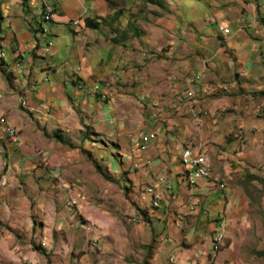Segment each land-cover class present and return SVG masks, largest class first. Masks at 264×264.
<instances>
[{
  "label": "crops",
  "instance_id": "crops-1",
  "mask_svg": "<svg viewBox=\"0 0 264 264\" xmlns=\"http://www.w3.org/2000/svg\"><path fill=\"white\" fill-rule=\"evenodd\" d=\"M116 1L119 11L114 14ZM163 3L166 14L159 8ZM46 5L55 8L51 22L44 20ZM138 5L149 6L148 11L140 20L133 19L143 23L148 17L150 27L143 33L134 27L133 38L115 39L102 30L103 24L96 30L85 26L86 18H94L115 20L124 29L133 22L127 10ZM220 27L229 28L230 34H223ZM49 42L53 47L46 54ZM262 48L264 0H144V4L142 0H28L26 4L0 0V115L19 132V140L13 141L0 125V263L46 264L44 255H50L55 244L54 255L67 254L65 245L81 253L95 238L87 222L91 219L99 224L102 239L109 236L108 212L99 219L93 209L70 212L65 208L70 197L77 198L76 207L81 208L87 194H93L86 184L93 182L91 174L96 170L82 150L100 161L93 152L100 148L81 137L78 147L70 149L53 134L74 139L72 135L87 129L92 136L117 143L119 168L112 171V164L104 160L101 165L119 174L128 162L131 179L143 188L139 202L149 219L174 225L173 219L155 210L163 204L172 209L178 200L183 213L179 223L189 228L195 227L191 222L197 219L192 215H201V220L206 213L215 216L207 239L211 253H216L213 244L222 231L221 220L227 226L231 222L215 201L225 196L224 190L215 187L211 176L195 180V170L182 163V153L191 147L211 161L201 147L208 149L218 142L222 104L216 95L225 87L230 97L238 98L242 91L264 95ZM104 53L114 62L110 67L115 74L104 70ZM155 57L157 63L152 60ZM134 62L143 66L141 75L133 71ZM236 75L240 78L235 79ZM227 79H232L229 84L223 82ZM126 81L138 84L131 95L119 87ZM99 83L101 92L96 93L93 88ZM154 133L148 148L141 150L142 138ZM88 141L93 144L86 145ZM147 160L151 178L157 181L135 167ZM77 182L85 191L77 189ZM152 185L156 198L162 193L158 208L147 191ZM79 195L83 197L80 205ZM201 199L206 203L202 205ZM237 202L233 194L228 208L235 209ZM124 232L123 227L118 229V240ZM167 233L156 239L153 260L205 264L207 255L198 247L181 255L171 253ZM191 233L190 240L194 239Z\"/></svg>",
  "mask_w": 264,
  "mask_h": 264
},
{
  "label": "rangeland",
  "instance_id": "rangeland-1",
  "mask_svg": "<svg viewBox=\"0 0 264 264\" xmlns=\"http://www.w3.org/2000/svg\"><path fill=\"white\" fill-rule=\"evenodd\" d=\"M142 1L144 4V0ZM118 6L119 4L116 1L114 7L117 9H115L114 14L118 13ZM148 8L149 6L147 5L131 6L127 10L131 16L130 20L133 21L130 22V26L123 29L121 27L122 23L115 20L111 22L105 20L102 22V30L105 33L110 32V36H114L115 39H122L124 36L133 38L134 27H137L142 33L145 31L144 29H149L148 17L144 18L146 21H142L143 23L139 22L143 14L146 15L145 13H147ZM159 8L165 13V3L159 6ZM187 13H190V11H186ZM134 17H137L139 20H134ZM153 22L156 24L155 21ZM130 27L132 29L128 31ZM116 50L117 47L113 51L116 53ZM261 51V61L264 65V49ZM156 58H152L154 63H157L158 59L154 60ZM103 59L105 61L104 70L115 74L116 70L110 67L114 63L111 61V58L104 53ZM133 67L135 68L133 71L141 75L143 66L137 65L134 62ZM74 68L77 67L75 66ZM164 68L168 69L167 66ZM239 78L240 76L236 75L235 79ZM230 80L232 79L223 80V82L229 84ZM125 83L117 85H120L121 92H129L130 95L134 93L138 84L135 81H126ZM98 85L102 87V83ZM226 90L227 88L225 87L224 92L222 91L216 95V97L221 98L220 103L222 104L219 108L218 116L222 121V131L218 135H215V137H218V142L211 144L212 147L208 149L201 147L202 150L210 155L213 164L210 179L216 183L215 187H221L225 193V196L222 195L220 198L219 196L215 197V201L218 200L220 202L223 207L222 210L226 211L231 218L228 226L225 219L221 220L222 231L220 234L224 235V241L218 252L211 253L212 244L207 239V234L211 236L209 228L214 224L215 216L206 213V215H202L206 217H203V220H201L199 219L201 215H192V217H196L197 219L191 222L192 227L193 225L195 227L189 228L187 224L179 223L182 220L183 213L181 212L182 204L178 200L172 209L169 206L165 207L163 204L155 210V213L158 215H162L166 219L167 217L173 219L174 225L171 223L169 226L167 225L168 222L163 220L149 219L142 214V211L145 209L139 202V199L143 196V188L135 185L134 180L131 179L132 172L131 167L127 164L128 162H125V166L121 167L119 174L111 173L107 167H103L102 165L105 176L103 177L97 172L95 161L99 165L101 164V160L110 162L112 164V171L119 168V164L117 163V160L120 158L117 155L119 148L115 145L117 143H109L98 136H92L87 129L81 134L75 133V135H72L75 136L74 139L76 138L75 140L77 141H74L71 136L64 134L62 136L64 141L74 145L72 149L76 148V146L78 147L77 143L81 142V137H83V141L92 140L96 144L95 146L100 148V150L95 148L93 151L100 161L93 159L91 152L82 150L96 170V172H92L93 174H91V177L94 178L93 182L86 184L90 186L93 194L91 196L87 194V202L85 203V200L82 202V199H80L82 196H78V205L82 202L81 208L76 207L77 198L74 200L70 197L65 208L70 212H74L75 209H93L94 216L99 219H101L104 212H108L110 234L107 238L103 237L102 239L99 224L94 219H91L92 221L86 220L91 223L88 226L93 228L95 238H91L88 241L87 246L83 247L81 253H77L65 245L67 250L69 248L67 254L62 252L63 254L54 255L53 252L58 247L55 244L53 247L55 250L52 249L50 255H44L46 264H182L175 260L171 262L170 258L168 262L164 263L161 259L153 260L154 252L157 248L156 239H163L167 232L170 236L168 239L171 240L170 242L167 241V244L172 245L171 253L178 252L181 255L183 252L186 253L193 250L194 247H198L201 249L203 255H207L205 264H264V128L262 126L264 123V109L261 107V98H264V95L260 91H242L239 97L235 98L230 97L231 93L226 92ZM230 129L231 131L229 132ZM93 143L88 141L86 145ZM75 185L78 190L83 188L79 182ZM71 188L73 187L71 186ZM83 191H85L84 188ZM233 194L238 196L237 206L235 209H229ZM205 200L201 199L200 203L202 205L205 204ZM79 213L77 212V218H81ZM122 227L125 229L124 236L118 240L116 235L118 229ZM190 230L194 238L192 240L189 239ZM225 231L227 236L225 235ZM97 232H99V236H97ZM119 232L121 233V231ZM195 262L199 261L196 260Z\"/></svg>",
  "mask_w": 264,
  "mask_h": 264
},
{
  "label": "built area",
  "instance_id": "built-area-1",
  "mask_svg": "<svg viewBox=\"0 0 264 264\" xmlns=\"http://www.w3.org/2000/svg\"><path fill=\"white\" fill-rule=\"evenodd\" d=\"M46 15L48 16V19H54L55 16V8L53 7L52 13H46ZM74 22H79V20H76ZM220 31L227 35L230 34L231 30L227 27H220ZM53 47V42H49L47 44V46L44 48V52L46 54H48L51 50V48ZM72 71H74V69H72ZM76 71H81V67L76 68ZM93 91L96 93H100V87L98 85H94ZM189 96H192L191 94H189ZM106 97V95H105ZM0 125L4 126V128H10L11 129V139L13 141H17L18 140V135H17V128H15L14 126L10 125L9 121L7 119H4L3 115H0ZM156 133H154V135H150V136H144L141 140V150H146L148 148V144L150 143L151 138L155 137ZM191 150V147H190ZM150 160L145 161L142 165L141 164H136L135 167L136 169H143L144 175L149 178L150 180H154L157 181L156 178H151V169H150ZM195 169V177L196 180H201L202 175H207V169L203 168L202 165L199 164V157H197V155H194V152L192 151V158H191V167ZM3 180H5V176L2 177ZM159 181H163V178H159ZM7 182L4 181L2 183L3 186H6ZM155 184V182H154ZM154 188H156L154 186ZM162 200V193L160 192V197L157 200H151V203L154 204L155 206L159 207L160 206V202ZM186 264H199V262H195V261H191L188 262Z\"/></svg>",
  "mask_w": 264,
  "mask_h": 264
},
{
  "label": "bare ground",
  "instance_id": "bare-ground-1",
  "mask_svg": "<svg viewBox=\"0 0 264 264\" xmlns=\"http://www.w3.org/2000/svg\"><path fill=\"white\" fill-rule=\"evenodd\" d=\"M52 10H53V7L50 6V5H46L45 8H44V20L46 22H51L53 21L52 19H48V16L46 15V13H52ZM81 88H84L83 85H80ZM102 97L103 98H106L104 94H102ZM107 99V98H106ZM6 119V118H4ZM6 129V132L7 134L9 135V137H11V129L10 128H5ZM17 135H18V140H19V132L17 130ZM192 151L194 152V155H197V157H199V164L203 166V168H206L207 169V175H202L203 178H208L211 176V172H212V164H211V161L209 160L208 156L205 155V154H202L200 151H196L195 149L191 148L190 150V147L188 148H185L183 153H182V163L186 166V167H191V158H192ZM193 169V168H191ZM195 170V169H193ZM152 173V172H151ZM195 177V176H194ZM195 180H196V177H195ZM148 193L150 195L153 196V200H157L159 197H160V194H159V197H157V190L156 188H154V185L152 186H149L148 189H147ZM153 207L154 208H158L157 206H155L153 204ZM224 241V235L223 234H220L217 239L215 240L214 242V250L215 252H218L222 246V243Z\"/></svg>",
  "mask_w": 264,
  "mask_h": 264
},
{
  "label": "trees",
  "instance_id": "trees-1",
  "mask_svg": "<svg viewBox=\"0 0 264 264\" xmlns=\"http://www.w3.org/2000/svg\"><path fill=\"white\" fill-rule=\"evenodd\" d=\"M27 1L28 0H23V2L25 4H26ZM102 21H103L102 19L86 18L85 19V26L87 28L96 30V29H99L101 27ZM53 137L56 140H58L59 142L65 144V145H68L70 148L74 147V145H71V144L67 143L66 141H64L63 136H62V134L60 132H55L53 134ZM94 163H95V168H96L97 172H99L104 177L105 175L103 173L101 164L99 165V163L96 162V161ZM142 214L145 215L148 218V213L146 211H142Z\"/></svg>",
  "mask_w": 264,
  "mask_h": 264
}]
</instances>
